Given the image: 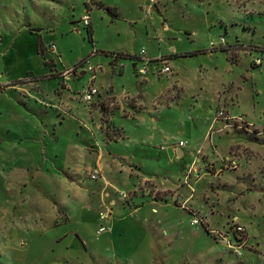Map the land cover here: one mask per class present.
<instances>
[{
	"label": "rangeland",
	"instance_id": "rangeland-1",
	"mask_svg": "<svg viewBox=\"0 0 264 264\" xmlns=\"http://www.w3.org/2000/svg\"><path fill=\"white\" fill-rule=\"evenodd\" d=\"M147 6L0 0V264H264V0H157L151 15ZM172 47L189 55L168 58L183 85L171 103L176 76L153 65L141 85L134 55L166 60ZM126 53L119 76L111 62ZM87 62L100 65L83 71ZM90 67L97 86L113 77L119 95L142 90L147 106L114 119L126 139L112 149L134 166L107 164L97 181L90 172L112 152L104 121L93 127L95 103L80 99ZM176 147L185 154L171 158ZM233 154L237 170L226 168Z\"/></svg>",
	"mask_w": 264,
	"mask_h": 264
},
{
	"label": "crops",
	"instance_id": "crops-1",
	"mask_svg": "<svg viewBox=\"0 0 264 264\" xmlns=\"http://www.w3.org/2000/svg\"><path fill=\"white\" fill-rule=\"evenodd\" d=\"M170 51H171L172 55H170L169 57H166V60H165V56H161V55H156L154 57H150V56H147V53H146V57L149 58V59H152V60L153 59H157V58H164L165 62L169 65V60L170 59H168V58H173L175 56L187 57L189 55L187 53H185V54L180 53L179 54L178 50L175 47H172L170 49ZM210 52H212V51H210ZM126 55H128V54L126 53ZM134 58L137 60V62L134 64L135 69H136L137 65H143V63H142L143 57L141 56V52H140L139 55L138 54L134 55ZM119 59H122V58H119ZM119 59H114L111 62L114 65H112V64H110V65H112V67H116V66L120 67L121 66L122 67V71L119 72L118 75L119 76H124V68H125L126 63H122V61H120ZM96 64L100 65L99 63H96V62L95 63L87 62V64H85V68H83L82 70L85 71L88 68V66H90V65L91 66H95ZM151 66L153 67V64ZM150 67H149V70L151 69ZM172 71H173L172 75L176 76V79H175V82H174L173 86L176 85L178 87V89L180 91V94H179V96L174 98V96L171 95L172 93H174L173 86H172V91H168V94L166 95L167 98L173 97V99L170 98L171 100L168 99V101H167V102L170 101L171 103L175 102L176 100H179L181 92L183 91V85L181 84V81L178 78V72L176 70H174L173 68H172ZM80 73H84V72H80ZM100 75L101 74H98L97 79H98V77H100ZM101 77H102V75H101ZM99 80H100V78H99ZM67 81H69V80H67ZM147 81H140V84L143 85L142 83L143 82L145 83ZM95 86H97L96 81H95ZM97 87L100 89V95L97 96L95 98V100L93 101V103H95V104H94V107L92 109V112L90 113V116H91V118L93 120L92 124L98 123V125H93V127L97 128L100 131L101 127L103 126V121H104L105 128L108 127L109 129H111L112 127H109V126L112 125L114 128H117V129L120 130V134H119V137L117 138V140H113L111 138L110 134L109 135L107 134V133H109V129L106 130V136L108 137V140L110 141V143L107 146H108L109 150L112 152V155L110 156L111 158L109 160L104 161L101 164L99 163L98 167L96 166L95 169H99L100 173L104 169L103 171H104V174H105V173H107V169H109V168L106 169L105 166L107 164H110L111 165V169H113V165H115V166H117L119 172L122 173V172L126 171L128 165H133L134 166V164L129 163L127 160H125L123 158H120L118 155H116L115 151H113V149H112V145L113 144L121 142V141L126 139V134H124L125 133L124 125L120 124L119 126H117L114 123V119H115V117H116V115L118 113L121 114V116L123 118H126L128 120L137 119V117L141 113L146 111V109H147V106H145V103H144V101H145V92H143L142 90H138L134 94L125 93V94L119 95L118 91H117V88L114 86L113 77H110V82L109 83H107V84H103L102 83L101 85H98ZM226 89H229V87H226V88L222 89L221 91H219V93L217 95V99L214 102V106L216 108H218V106H220V105H223L225 100L223 101V100L220 99V94H223V92L226 91ZM66 91H67V93H69V91H71V85L70 84H69L68 89H66ZM231 93L232 92H230V91L226 92L224 94V97H227L229 100H231V96H232ZM162 97H165V95H160L159 96V98H162ZM63 98H64V95H63ZM64 101H65L64 106L66 107V109L72 110L73 108L71 107L70 102L67 100L66 96H65V100ZM106 101H109V102H106ZM99 103H101V104L99 105ZM153 104H154V102H153ZM112 105H114V106H112ZM168 106L171 107L170 104ZM156 110H159V112L161 110H163V112H164L165 111V106H162L161 108L157 107ZM81 114H83V112ZM104 116H105V119L103 120ZM80 122H81V124L83 123V121H80ZM108 124H109V126H107ZM225 127H226V125H225ZM100 134H102V133L100 132ZM104 135H105V133H104ZM218 148H220V147H218ZM200 149H204V147L202 146ZM169 150H171L173 152V154H174L173 157L174 156L179 157L178 153H181L182 154L181 156H184V154H185L184 150L182 148H179V147H176V149H168V151ZM199 153H200V150H198L197 154H199ZM228 158L237 159L239 164L241 162L240 161V157L237 154L229 155V157L227 156V159ZM95 159L97 160V158H94L93 160H95ZM98 161H100V160H98ZM121 161H124L126 164H124V162H121ZM92 163H93V161H92ZM92 163H90V164L92 165ZM68 169H70V168L68 167ZM61 171L63 172L62 174H66V179L69 181V179H68L69 176L68 175H70V174L68 172H66L67 170H63L62 169ZM77 172H80V168H79V170H77ZM101 176H102V173H101ZM65 205H66V201H65ZM54 207L56 208L57 215L61 217V221L62 222H68L69 219H67V221H64L65 217H63L64 214H65L63 208L66 209L64 204H59V203L56 202V203H54ZM68 218H69V216H68ZM56 224H60L59 221L58 222L56 221Z\"/></svg>",
	"mask_w": 264,
	"mask_h": 264
},
{
	"label": "built area",
	"instance_id": "built-area-1",
	"mask_svg": "<svg viewBox=\"0 0 264 264\" xmlns=\"http://www.w3.org/2000/svg\"><path fill=\"white\" fill-rule=\"evenodd\" d=\"M156 1L157 0H147L148 6L145 7V11H146L147 15H151L152 6L155 5ZM89 19H90V17L88 15L83 16V22L85 25H88ZM225 45H226L225 38H221L218 41V43L211 42L210 48H211V50L215 51L216 49H219ZM52 49L55 50L56 46L53 45ZM141 56L143 57V59H142L143 65H137L136 66L137 76L139 77V79L141 81L147 80V76L149 74V67L152 64L156 65V66L157 65L162 66L160 69L157 70V73L159 75L173 74L172 68L165 62L164 59H162V60L160 58H157L158 60L157 59L156 60L149 59L146 57V51L145 50L141 51ZM255 65H261V60L257 59L255 61ZM89 70L91 71L90 82H89L88 86L86 88H84V90L80 93V99L86 104H92L93 101L95 100V98L100 95V89L97 86H95V81L97 79V75L94 74V69L92 67H90ZM217 117L223 118L226 121L229 120V118L225 117L224 111H219ZM184 146H185V144L183 142L179 143V147H184ZM238 167H239V163H238L237 159H235V158H228L227 159L226 168H228L230 170H237ZM90 175H91V179L93 181H97L101 177V173H100L99 169H93L90 172ZM110 215H111V209H109L106 213L102 214L100 217V220L102 222L104 221L103 223H105ZM195 223L197 224L198 220H195ZM108 231H110V228L107 227V225L105 224L104 226H100L98 233H103V232H108ZM238 231H242V228L239 227Z\"/></svg>",
	"mask_w": 264,
	"mask_h": 264
},
{
	"label": "trees",
	"instance_id": "trees-1",
	"mask_svg": "<svg viewBox=\"0 0 264 264\" xmlns=\"http://www.w3.org/2000/svg\"><path fill=\"white\" fill-rule=\"evenodd\" d=\"M225 51V50H224ZM124 56H127V55H114V58L115 59H119V58H121V57H124ZM133 59V58H132ZM81 64H84V62L82 61V62H80ZM80 66V64L78 65V67Z\"/></svg>",
	"mask_w": 264,
	"mask_h": 264
},
{
	"label": "water",
	"instance_id": "water-1",
	"mask_svg": "<svg viewBox=\"0 0 264 264\" xmlns=\"http://www.w3.org/2000/svg\"><path fill=\"white\" fill-rule=\"evenodd\" d=\"M168 152H169L170 157L173 158V155H174L173 152L171 150H169ZM178 155L181 156L182 154L178 153Z\"/></svg>",
	"mask_w": 264,
	"mask_h": 264
}]
</instances>
